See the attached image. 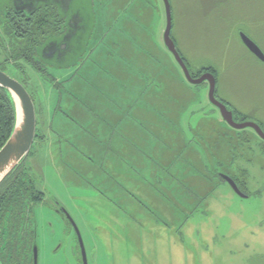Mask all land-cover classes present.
Here are the masks:
<instances>
[{"label": "rangeland", "instance_id": "374dc122", "mask_svg": "<svg viewBox=\"0 0 264 264\" xmlns=\"http://www.w3.org/2000/svg\"><path fill=\"white\" fill-rule=\"evenodd\" d=\"M95 3L76 62L53 59L48 73L24 64L39 134L25 163L38 173L46 200L79 213L78 192L88 186L91 172L100 219L97 228L86 224L89 264H264L263 138L252 127L235 129L222 118L210 101L209 81L193 84L184 77L164 41V0ZM170 4L172 36L191 70H213L217 95L237 109L238 121L264 129V60L241 39L244 32L264 52V0ZM85 14L90 16L88 6ZM143 89L148 102L136 103L135 112L146 125L124 133L128 92L134 96ZM121 131L129 139L131 133L159 140L147 147L148 154L164 158L156 162L154 205L144 201L152 186L141 175L155 160L119 140ZM220 172L244 173L252 195H237ZM35 214L40 264H76L77 247L61 220L44 205Z\"/></svg>", "mask_w": 264, "mask_h": 264}, {"label": "flooded vegetation", "instance_id": "af4514ba", "mask_svg": "<svg viewBox=\"0 0 264 264\" xmlns=\"http://www.w3.org/2000/svg\"><path fill=\"white\" fill-rule=\"evenodd\" d=\"M96 0H25V1H18V0H12V2H9L5 0L3 2L2 8L0 10V36H2L3 33V27L2 23L4 22V18L12 17L18 18V19H25L30 20L31 22H39V18L43 17L47 19L49 25L45 26L46 31H48L43 37L46 39L44 42L37 43V50L35 52H31V54L27 53L24 57L18 59V63L23 66L16 67L14 65H10L6 68V71L8 74L11 72V76L15 77L16 79L20 80V77L25 85L24 79L27 77L25 74L24 64L30 65L34 70H36L39 73H48V67L52 63H55L53 59L58 60L59 63H65L68 59H73L74 62H76V59L80 55L81 52H78L79 43L81 45L85 44L86 42H83L87 34H89V30L91 28L90 23L92 21V16L94 14V9L91 8V5L95 6ZM89 8L90 16L88 14H85V8ZM52 18L54 21H52ZM22 35V34H20ZM3 39L6 40L10 44L9 36L6 38L4 35L2 36ZM174 38V37H173ZM25 39V38H22ZM26 40V39H25ZM174 41L176 43V46L181 53L184 61L186 62L189 71L191 75L194 78H199L203 73L206 72H212L214 73L216 77V97L223 102L225 105H227L228 108H231L229 106V103L226 100L220 99L217 95V81L218 76L217 74L212 70L204 69L202 72H193L190 68L189 61L185 58L182 51L180 50L178 46L177 39L174 38ZM63 43H66V49L62 50L61 45ZM0 55V61H3L1 59ZM114 57H112L113 59ZM79 58L78 60H80ZM175 59V58H174ZM177 62V61H176ZM52 63V64H53ZM178 63V62H177ZM75 63L71 64L74 65ZM179 65V63H178ZM180 66V65H179ZM1 68V67H0ZM2 69V68H1ZM182 69V68H181ZM183 71V70H182ZM184 73V72H183ZM185 77V74H184ZM152 79L151 77H149ZM186 78V77H185ZM187 79V78H186ZM153 80L149 82L151 85H153ZM132 83L135 84V81L132 80ZM148 84L145 83V85ZM112 90V87H110ZM108 87V89H110ZM149 92V91H148ZM146 90H141L136 95H132L128 92V100L126 101V106L128 108V115L129 118L122 119L124 120V129L130 130V127H134V125L139 124L140 126L146 125L145 118L139 114V112H135V105L137 103L140 105H143L144 103L148 102V93ZM174 92V91H173ZM32 95V94H31ZM104 96V95H103ZM110 97V95H108ZM175 98H177L176 94H173ZM123 98V97H121ZM34 99V98H33ZM125 99V96L124 98ZM146 100V102H144ZM35 102V101H34ZM140 102V103H138ZM36 106V103H35ZM115 106V105H114ZM216 106V105H215ZM217 107V106H216ZM121 108V106H120ZM218 108V107H217ZM116 107H114V110ZM219 109V108H218ZM232 109V108H231ZM220 110V109H219ZM37 111V108H36ZM233 116L235 121H238V118L240 117L239 113L237 112V109H232ZM223 118V117H222ZM108 121V125H112V123ZM242 120L241 122H243ZM132 122V123H131ZM260 125V124H259ZM231 126V125H230ZM262 127V125H260ZM37 128H38V118H37ZM234 128V127H233ZM236 129V128H235ZM120 130V129H119ZM264 130V129H263ZM131 131V130H130ZM125 133V131H124ZM121 136L118 137V139H126L129 143H134L132 150H140L144 151L147 156L153 157L155 162L154 166L149 172H145L141 177L144 178L146 181L147 179L151 180L148 181L150 184L149 189H145L149 191L148 193L144 194V201H146L149 205H154L155 200L152 199L150 196V192L155 193L156 187L153 185L155 184V180L157 177V171H156V162L162 163L164 160L163 157H160L159 155H153L148 154L147 149L149 145V142L158 140L150 139L149 140L145 137V135L134 137L132 134H128V136L132 139H129L125 137L123 132H120ZM36 135V139H37ZM35 139V140H36ZM264 140V139H263ZM159 141V140H158ZM176 143L179 142H185L184 140H175ZM187 141V140H186ZM245 142V140H243ZM112 144V143H111ZM246 145V142L243 144L241 143V146ZM140 146V149H137L135 147ZM112 149V148H110ZM113 152H115V149H112ZM109 153V152H108ZM130 156H137L136 154H132ZM161 166V165H160ZM167 167V166H165ZM30 170H27V173H29V177H32L33 181L30 183L32 185V192L29 196H24V199L22 201V210L20 212H17L13 217L12 208H9L5 213H0V264H12V262H17V264H35V248L38 249V264H40V246L37 240L38 237V228L36 227V208L38 206L44 205L46 208L50 209L54 217H57L61 220L62 224L64 225V228L66 229V232L70 235L71 242L73 245V240L75 242V245L77 247V250L74 249V252H76V258L75 263L76 264H85L84 260V252H83V246L82 243L85 246L86 250V257H87V263L89 264V258H88V252L86 248L85 238H89L90 233L87 232L89 228H86V224L91 225V227H96L97 219H100V215L97 214L98 211V201L97 196H95L91 190L93 188V181L92 178L93 175L90 172V176L88 180V186L85 187L84 191L78 192L81 194V205L79 206L80 212L74 214L72 211L64 205L62 202H59L55 200L54 198L46 200V190L41 187L39 184V175L30 166ZM163 169V167H162ZM129 171V170H128ZM246 171V169L244 170ZM138 175V174H137ZM222 181H228L227 177H230L238 186L239 192L233 188L237 195H239L242 198H248L252 195L250 191V187L248 186L247 179H246V185L238 184L235 180L234 175L226 174L224 172L219 173ZM238 176V175H236ZM154 180V181H153ZM230 184V183H229ZM231 185V184H230ZM91 186V188H90ZM109 191L113 192V189L111 186H108ZM129 191V189H128ZM184 192L190 196L192 192L184 190ZM1 193V192H0ZM117 193V192H116ZM120 193V192H119ZM84 195H87L86 198ZM47 201H49V204L47 205ZM86 204V205H85ZM84 205L86 206V216L84 215ZM92 219H90V218ZM81 222H84L85 228L82 225ZM86 230L82 229V227ZM92 236V235H91ZM73 252V253H74ZM75 255V253H74ZM62 257H60L61 259Z\"/></svg>", "mask_w": 264, "mask_h": 264}, {"label": "water", "instance_id": "95a60500", "mask_svg": "<svg viewBox=\"0 0 264 264\" xmlns=\"http://www.w3.org/2000/svg\"><path fill=\"white\" fill-rule=\"evenodd\" d=\"M25 1V0H18ZM49 1V0H48ZM167 10V27L164 33V41L167 49L173 54L176 61L182 68L185 77L190 83L201 84L204 81H209L210 101L216 105L222 114L223 119L232 127L236 129H243L246 127H252L255 131L264 139V130L256 122L243 121L237 122L234 119L233 112L223 102L216 97V77L212 72L203 73L199 78H194L189 68L184 61L181 53L179 52L174 39L172 38V9L170 0H164ZM241 39L247 48L264 60V52L260 46L247 34L241 32ZM67 44L63 43L61 49L65 50ZM0 86L7 89L15 102L16 106V120L13 131L6 141V143L0 149V184L6 179L13 171L19 168L28 158L36 138L37 132V112L33 97L26 88V86L18 79L9 75L6 71L0 68ZM229 183L238 192L237 184L227 177ZM85 264L87 263L85 246L82 243ZM35 264H38V249L35 248Z\"/></svg>", "mask_w": 264, "mask_h": 264}, {"label": "trees", "instance_id": "16d2710c", "mask_svg": "<svg viewBox=\"0 0 264 264\" xmlns=\"http://www.w3.org/2000/svg\"><path fill=\"white\" fill-rule=\"evenodd\" d=\"M4 19L2 23L4 30L2 36L4 35L6 38L9 36L10 44L0 36V55L3 56L1 57L3 61H0V67L3 70H6L10 65L23 68V66L17 62L18 59L24 57L27 53L31 54V52H35V50H37V43L41 44L49 38L47 37L45 39V37H43L48 32L45 26H48L49 23L47 19L43 17H40L39 22L35 23L21 18L12 17L10 19V17L7 16ZM52 21H54L53 18ZM24 81H26V78ZM15 120L16 106L13 97L7 89L0 86V149L10 137L15 125ZM38 136L37 130V137ZM30 169L31 168L27 167L24 162L0 184V213H5L9 208H12L11 210L14 217L18 214L17 212L22 210L23 206L21 204L24 196H29L32 192V185H30V183H32L33 178L29 177V173H27V170ZM245 172L246 171H244V173ZM244 173L234 177L236 182L242 186L246 185ZM12 264H17V262L13 261Z\"/></svg>", "mask_w": 264, "mask_h": 264}]
</instances>
